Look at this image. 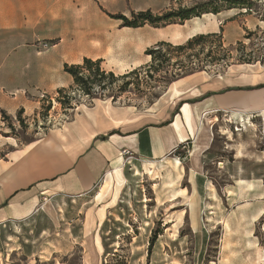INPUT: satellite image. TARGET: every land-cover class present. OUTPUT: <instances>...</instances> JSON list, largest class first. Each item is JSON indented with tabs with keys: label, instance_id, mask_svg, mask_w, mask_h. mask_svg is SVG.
<instances>
[{
	"label": "crops",
	"instance_id": "obj_1",
	"mask_svg": "<svg viewBox=\"0 0 264 264\" xmlns=\"http://www.w3.org/2000/svg\"><path fill=\"white\" fill-rule=\"evenodd\" d=\"M179 1L0 0V228L34 219L57 200L81 201L76 215L82 217L85 264H102L104 225L127 187L128 169L138 164L175 161L173 168L181 169L198 196L190 210L195 231L203 228L202 202L215 207L214 214L220 201L264 194V60L189 73L146 107L95 99L25 142L5 128L18 115L33 116L46 95L74 86L66 64L91 58L121 75L147 64L146 50L159 42L183 44L195 35L218 33L231 44L247 31L264 34V20L238 8L157 28L123 26L117 17L161 13ZM171 26L177 35L167 33ZM251 116L260 120L259 130H233V123ZM185 143L189 157L182 165L175 157ZM124 150L133 156L131 164ZM213 169L233 190L221 193ZM263 214L259 207L253 222Z\"/></svg>",
	"mask_w": 264,
	"mask_h": 264
},
{
	"label": "rangeland",
	"instance_id": "obj_2",
	"mask_svg": "<svg viewBox=\"0 0 264 264\" xmlns=\"http://www.w3.org/2000/svg\"><path fill=\"white\" fill-rule=\"evenodd\" d=\"M203 1L208 0H181L161 13L152 12L162 14ZM249 13L264 20V0L255 2ZM167 29L169 35H177L176 26ZM254 60H264V34L258 30L247 31L240 41L231 44L225 43L223 37H212L203 47L175 52L169 64L160 67L149 69V56L138 76L117 80L106 89L98 87L93 95L76 86L46 95L33 116L18 115L15 125L7 120L5 128L9 135L25 142L69 120L79 107L95 99L146 107L168 87L175 74L192 69L223 70L232 62ZM126 81L133 83L120 90ZM254 117L240 118L233 123V130L235 125L240 129L257 126L259 130L260 120ZM185 154L183 151L175 157L178 161L180 156L182 165L189 157L185 158ZM173 167L175 161L165 166L138 164L128 169L127 187L103 228L106 251L102 264H264V214L256 222L252 219L259 207L264 208V200H259L264 194L247 192L240 200L220 201L214 214L211 209L215 207L202 202L199 220L203 228L195 231L190 210L198 204V196L192 193L185 174L180 176L181 169ZM211 175L221 193L226 188L233 190L223 174L213 169ZM243 198L250 201L241 202ZM81 208V201L60 199L34 219L1 227L0 264H85L79 233L82 217L76 215Z\"/></svg>",
	"mask_w": 264,
	"mask_h": 264
},
{
	"label": "trees",
	"instance_id": "obj_3",
	"mask_svg": "<svg viewBox=\"0 0 264 264\" xmlns=\"http://www.w3.org/2000/svg\"><path fill=\"white\" fill-rule=\"evenodd\" d=\"M259 0H208L198 2L190 7H180L176 10L164 12L162 14H154L151 10L141 11L137 14H133L132 18H128L124 15H118L117 17L123 20V26L128 27H141L145 24H150L154 27L167 26L170 24L184 23L186 20L201 17L206 13L218 14L224 10L233 8L247 9V11L253 10L255 2ZM222 37L221 34H199L188 39L183 44H173L170 42H159L153 47L146 50V54L151 57V64L148 65L149 69L153 67H160L165 63L170 62L172 55L176 53H182L189 49H194L196 46H202L207 42L209 38ZM222 42L220 41V45ZM252 62V61H243ZM65 71L69 73L74 79V86L81 89L87 95H93L96 88L106 89L112 86L117 80H125L131 76H138L142 71V67L136 68L125 74L117 75L113 71H108L102 66L101 60H93L91 58H85L81 64H66ZM175 74L173 82L177 78L185 76L189 73ZM170 82V83H171ZM133 81H126L120 86V90H125L131 85ZM65 89H61L58 92H63ZM20 116V115H19Z\"/></svg>",
	"mask_w": 264,
	"mask_h": 264
},
{
	"label": "built area",
	"instance_id": "obj_4",
	"mask_svg": "<svg viewBox=\"0 0 264 264\" xmlns=\"http://www.w3.org/2000/svg\"><path fill=\"white\" fill-rule=\"evenodd\" d=\"M17 119V118H16ZM15 119V120H16ZM15 125V124H14ZM234 130L235 131H240L241 129H240V127L239 126H234ZM183 149H184V152L186 153L185 154V158L189 155V146H188V143H185V144H183ZM123 153H124V155L126 156V160H127V162L128 163H132L133 162V156L131 155V153H130V151H128V150H124L123 151Z\"/></svg>",
	"mask_w": 264,
	"mask_h": 264
},
{
	"label": "bare ground",
	"instance_id": "obj_5",
	"mask_svg": "<svg viewBox=\"0 0 264 264\" xmlns=\"http://www.w3.org/2000/svg\"><path fill=\"white\" fill-rule=\"evenodd\" d=\"M263 211V210H262ZM260 212V211H259ZM257 215V214H256ZM257 216H259V215H257ZM244 219V218H243ZM257 220H258V218H257Z\"/></svg>",
	"mask_w": 264,
	"mask_h": 264
}]
</instances>
